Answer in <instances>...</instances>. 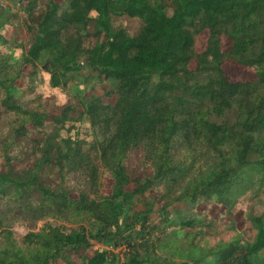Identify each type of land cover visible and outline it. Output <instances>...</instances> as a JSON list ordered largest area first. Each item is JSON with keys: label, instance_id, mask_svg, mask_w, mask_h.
<instances>
[{"label": "trees", "instance_id": "1", "mask_svg": "<svg viewBox=\"0 0 264 264\" xmlns=\"http://www.w3.org/2000/svg\"><path fill=\"white\" fill-rule=\"evenodd\" d=\"M24 1L20 16L0 1V214L42 223L19 237L0 218V264H264V0ZM15 19L27 42L9 49ZM225 63L254 79L230 81ZM83 68L115 82L111 100L66 103ZM141 151L154 167L132 178ZM199 154L218 161L189 183Z\"/></svg>", "mask_w": 264, "mask_h": 264}, {"label": "rangeland", "instance_id": "2", "mask_svg": "<svg viewBox=\"0 0 264 264\" xmlns=\"http://www.w3.org/2000/svg\"><path fill=\"white\" fill-rule=\"evenodd\" d=\"M25 4V1H24ZM2 5L10 8L13 10L16 9V6L14 5L13 0H4L2 2ZM24 6V5H23ZM21 8V7H20ZM19 8V9H20ZM14 14V13H13ZM19 16L21 15V10L17 13ZM115 20H121L124 24H126L129 28H137V21L132 19H118ZM14 24L17 25L13 27V31L11 33V36L6 44L7 48L13 49L17 46H20V44L23 46L26 45V33L21 27V21L20 19H15ZM207 35L206 33H201L198 36L195 37V53H199L204 50L206 45ZM222 46L224 48L228 47V42L225 39H222ZM48 60V59H46ZM49 65L48 62H46V67ZM21 75L20 79L18 81V85L22 87L21 94L18 96V100L20 104L24 108H29L30 103L32 99L35 98V93L30 89V81H31V71L33 70L28 65H21ZM225 75L228 77L230 81H251L254 79V76L252 72L242 70L239 67L233 65L232 63H225L222 66ZM38 70L43 71L45 69L44 65H38ZM77 84L74 83L73 88L75 89L73 92L72 90H64L65 94L68 97V100L66 103L70 102L75 106L77 110H80L79 102L81 101V98L79 96H82V92L84 93V97H97V96H103L105 101L111 100L110 98H105L104 93L107 91H110L114 88L115 82L111 80H106L104 78H97L94 76L93 73L90 72L89 69L83 68L78 76H77ZM81 92H79V91ZM65 103V104H66ZM60 107H52V110L55 113L60 112ZM7 120L4 116H2L0 112V142L4 139L5 133L7 132V129H3L6 127ZM98 139H100V136H97ZM187 147L183 146L179 148L177 151L174 152V159L180 160L183 162L184 155L186 154ZM198 157L195 161V167L194 171L191 172L189 180H187L189 183H195L199 177L202 180H205L207 176L209 175L210 171L212 170V166L216 164L218 161L217 158L209 157L208 155H201ZM153 161L150 162L149 154L143 151L136 152L132 155L130 161H129V167L131 170V177H142L144 174L149 175L151 173L152 167H154ZM147 163V165H146ZM149 163V164H148ZM147 167V168H145ZM196 180V181H195ZM111 182L108 180H105L103 182V187L101 188L102 195H108L111 191ZM134 188V184L130 183L129 186H127V190H131ZM136 199V198H134ZM136 208H141V203H137L136 201L133 202ZM176 209L178 211L184 212L188 208H186L184 205L177 204ZM199 210H206L204 206L201 205L199 207ZM264 211V203L261 205H257L252 208V213L254 215H260ZM209 213H213L211 210ZM0 218L3 220V224L5 226L9 227L11 230L15 232L17 236H22L26 232H29L31 230H37L39 226L41 225L42 221H35L28 218L27 210L23 207H19L17 204H8L2 208ZM238 221H241L240 216H237Z\"/></svg>", "mask_w": 264, "mask_h": 264}, {"label": "built area", "instance_id": "3", "mask_svg": "<svg viewBox=\"0 0 264 264\" xmlns=\"http://www.w3.org/2000/svg\"><path fill=\"white\" fill-rule=\"evenodd\" d=\"M0 1H4V0H0ZM14 1V5L16 6V9L14 8L12 11L14 13H18L19 12V8L24 5V0H13Z\"/></svg>", "mask_w": 264, "mask_h": 264}, {"label": "water", "instance_id": "4", "mask_svg": "<svg viewBox=\"0 0 264 264\" xmlns=\"http://www.w3.org/2000/svg\"><path fill=\"white\" fill-rule=\"evenodd\" d=\"M45 67V66H44Z\"/></svg>", "mask_w": 264, "mask_h": 264}]
</instances>
